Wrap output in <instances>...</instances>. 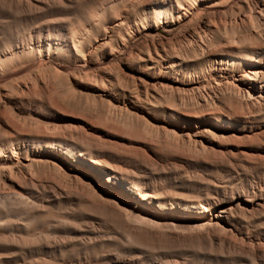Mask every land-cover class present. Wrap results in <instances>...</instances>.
<instances>
[{
    "label": "bare ground",
    "instance_id": "1",
    "mask_svg": "<svg viewBox=\"0 0 264 264\" xmlns=\"http://www.w3.org/2000/svg\"><path fill=\"white\" fill-rule=\"evenodd\" d=\"M68 1L51 0L50 9L51 13L54 12L55 17L54 23L47 24V26H51L53 32L50 31L44 35L41 32L36 33L34 45L22 35H7L8 37L0 38V86L1 83L9 79H18L32 70L40 71L44 66L43 61L48 60L53 63L55 56L67 58L72 62L70 63L72 68L85 71L90 65H93L89 60L93 56L95 46L99 45L101 48L111 50L113 41L118 39L123 42L125 35L130 36L133 30L136 32L137 24L140 25L141 22L153 21L154 25L151 27L155 29L160 27L171 34L179 27L188 30L186 23L195 20L199 21L198 26L188 31L185 39L189 42V46L201 51V55L206 58V64L200 72L199 79L183 80L184 82L181 83L184 87L176 88L180 89L182 93L184 91L185 94H188L186 92L195 94L205 88L208 90L209 87L211 92L215 93L219 90V93L224 94L221 93L222 97L213 102L217 106L216 108L203 107V112L193 111L192 113V111L175 106L173 108L161 106L158 110L155 104L147 110L146 114L154 117L155 112H161L162 116L158 120L161 122L160 127L164 129L166 135L174 140L176 148L183 147L184 150L186 146L187 150L193 151L194 149L197 153L202 152L201 154L212 152L210 153L212 155L214 151L221 152L222 158L219 156V159L216 154L219 160H211V163L219 167H228L235 155H246V151L242 149L241 151L238 147V149L234 148L233 144L235 142L237 144V138L247 134L243 127L259 124L247 132L254 135L263 132L264 135V0H219L224 3L221 12L225 13L219 19L216 16L221 12L218 14L210 4L218 0H101L90 5L84 0L74 3H68ZM131 11L139 12L132 15ZM228 11L232 12L234 17L226 16ZM74 22H77L80 28L74 26ZM43 29L45 30V28ZM92 29L100 31L102 34L97 37L93 45L86 44V38ZM192 50L194 52V49ZM183 63L182 58L173 62L171 66L179 68ZM36 72L37 74H32L28 78L30 80V82L27 81L28 84L23 81L26 77L24 76L23 80L21 79L23 82L19 81L20 79L16 83L12 81L14 83L10 85L9 89L15 91L13 92L15 94L28 93L31 91L29 88L32 87L39 90L38 86L40 85L38 84L42 79L41 73L39 72L38 75V71ZM47 86L45 88H48ZM166 86L174 87L168 83H165ZM45 88L43 87V89ZM43 89L40 93L37 92L39 94L29 95V98L23 97L27 93H22L21 97L15 94L11 97L9 92L0 89V109L5 106L6 101L13 100L17 107L27 112L29 109L27 105L33 104L34 106L43 103L41 102L42 98L48 94L45 92L47 90ZM177 89L174 91H178ZM189 95L191 96V94ZM100 96H104L103 93ZM123 107L127 108L126 104ZM56 109H58V105ZM3 115L2 110L0 127L5 132L0 130V237L3 238L5 249L10 255V262L15 260V264H73L74 262L81 264L85 261H75L71 256H65L63 250H70L69 253L78 252L80 247L85 248L86 246H91L93 249L106 247L110 253L114 254L147 249L150 251V256L166 258L162 254L163 251L177 252L190 247L198 249L203 245L220 242L227 235L237 234L233 224L237 216L232 207L225 206L224 200L214 199L204 202L176 200L170 195V191L155 184V176L164 170V160L155 153L153 146L146 145L144 148L138 146V149L132 150L128 148L129 150L125 152L127 146L124 153L120 152V149L110 148L113 147L111 145L108 147L109 144L104 145L102 141L108 142V139L98 137L103 143L99 144L93 137L86 138V135L77 134L70 128L67 130L61 125L62 128L59 125L60 128L54 126V129L58 128L59 131L55 129L53 132L48 131L50 127L47 129L49 126L47 125L45 130L50 133L39 129L27 130L25 128L26 130H21L19 126L18 129L14 127L15 125L7 123L9 121L6 122L7 118L5 119ZM111 116L113 115L111 114ZM10 120L13 121L12 118ZM110 120V123L113 124L112 117ZM129 120H132V117ZM66 126L68 125L66 124ZM155 126L158 131L157 125ZM104 129H106L105 126ZM106 130L108 132L110 129ZM237 130L241 133H235ZM118 133L120 132L118 131ZM206 134H210L216 137L215 140H218L213 143V140L206 138ZM132 139L133 137L129 140ZM241 139L244 140L242 137ZM246 142L244 141V143ZM230 144L232 146H227ZM117 145L121 147L120 144ZM189 147L193 149H189ZM181 150L174 152L181 153L183 151ZM195 153L191 154L194 157L189 154L187 159L192 162L201 161V156L197 155L196 157ZM249 156L251 155L249 154ZM250 159L252 160V158ZM179 165L181 164L179 163ZM170 174L172 176V173ZM237 205L242 209L241 212L244 216L248 213L253 214L255 210L252 212V209L257 206L254 202L244 205L242 202H237ZM262 209L263 207L259 210ZM16 212L31 214L33 218L36 216L45 218L55 233L60 214L71 220H76L77 217L84 218L87 223L100 221L104 225L105 231L95 230L88 232L87 234L90 235L86 237L79 236L72 241L70 249H67L66 237L55 238L54 236L52 239H47L42 237L40 231L22 232L12 220L14 219L12 217L16 216L14 214ZM3 218L5 222H2ZM2 227L5 229L4 233L1 232ZM248 240H250V244L259 243L264 246V241ZM227 245V252L232 255H241L245 252L239 245L229 243ZM250 249L249 254L254 256L255 247H250ZM111 259L113 263L119 262L115 256ZM168 262L171 263V261ZM174 263L178 264L179 262ZM89 264L101 263L94 258Z\"/></svg>",
    "mask_w": 264,
    "mask_h": 264
},
{
    "label": "rangeland",
    "instance_id": "2",
    "mask_svg": "<svg viewBox=\"0 0 264 264\" xmlns=\"http://www.w3.org/2000/svg\"><path fill=\"white\" fill-rule=\"evenodd\" d=\"M75 1H79V0H69L68 3H74ZM84 1L90 5L97 1L100 2L101 0H89V1L84 0ZM210 4H212L211 8L213 9L215 8L214 11H216L218 14L219 12L223 11L224 3H222L221 1L218 0ZM50 5H51V0H0V38H3L7 35L8 36L22 35L26 38L28 42L30 43L32 42V44L34 45L33 41L36 40L35 38L36 33L41 32L44 35L47 32L50 31L53 32L52 27L47 26V24L54 23L53 19L55 17L54 12L51 13ZM138 12L131 11V14L135 15ZM224 14H225L224 12H221L219 15L216 16L217 19L222 17ZM226 16L234 17V14L228 11ZM204 18H206L205 15ZM191 22L192 21L189 22L190 24L188 22L186 23L188 26L187 27L188 30H184L183 27H179L176 28L173 32H171V34L165 32L160 27L158 29L151 27L154 25L153 21H147L144 23L141 22L140 25L137 24V31H136L137 33L135 32V30H133L130 34L131 35L133 33L134 34L132 36L125 35V40H123V42L122 40L118 41V39H116L117 41L115 40L112 42V44L114 43L119 46L113 44L111 50L101 48L99 45L95 46V50L93 51V56L89 60L90 63L93 65H90L85 71L78 70L77 68H72L73 66L70 64L72 62L67 58L55 56L53 57V63L48 62V60H44L45 62L43 61L44 66H42L43 68L41 69L42 71L41 70L39 71L37 69L32 70L31 72L22 75L18 79H14V80L9 79L6 82H4L5 84L1 83L0 86L1 91L9 92V95L13 97L15 94L13 92L15 91H11L9 89L10 85L14 82L15 83L18 82L19 79H20L19 81L21 82L23 81L30 82V80L28 79L30 78V75L37 74L36 71H38V75L41 73L40 76L42 81L44 77H46L43 82L42 81L40 82L41 84L40 83L38 84L40 85L38 86L40 87L39 90L34 89L32 87L29 88L31 91H28V93L26 92L27 94L25 92H20V94L19 93L15 94L18 96L20 95L21 97L23 95L22 93H24L26 95H23V97L27 96L28 98L29 95L39 94L43 89V87L45 88L47 85H49L47 86L49 89L48 88L43 89L44 91L47 90L45 92L49 94L48 95L45 93L46 95L42 98L41 101L43 103L34 105L35 107L33 106V104L31 105L29 104L30 106L27 105V108H29L27 109V112L26 110H22L19 107H17L13 100L6 101V104H4L5 106H3L4 108L2 107L3 109L2 108L1 109L3 110L4 118L5 119L7 118L6 122L9 121L7 123H9L10 125L13 126L15 125L14 127L18 129L20 127L21 130L39 129L40 131L43 132L47 131L45 130L47 125H49L47 129L49 127L51 128V129L49 128L48 131L51 130V132H53V130L55 131V129L56 131H59L58 128L54 129V126L59 127L61 125L62 127H65L67 130L71 129L77 134H82L84 136L86 135L85 136L86 138L93 137V139H95L96 142L99 144H103V143L104 145L109 144L107 146L108 147H110V145L113 146L114 148L110 147L112 149L115 148L116 150L120 149L119 150L120 152H124L127 146L128 147L125 150V152L129 150L128 148L132 150V149H138V146H140L139 148L142 147L144 148L146 147V145H151L154 147L155 153L164 160L163 172H160V174L156 175L154 179L156 181L155 184L157 186H160L161 188L170 191V195L176 200L179 199L194 200L201 202H204L206 200H214V199L224 200L225 206L232 207L234 209L233 211L237 216L233 224L234 227L236 228L235 231L238 235L237 234L233 236L227 235V237L225 236L224 238H222L220 242L217 241L212 245L209 244L203 245L198 249L194 247L192 248L190 247L185 250L177 251V252L163 251L162 254L166 256V258L150 256L149 255L150 251H147V249L146 250L136 249L128 252H118L116 254L110 253V251H108L106 247H98V248L96 247L95 249H93V247L91 246H86L85 248L80 247V250H77L78 252L72 251L70 253H69L70 250H63V254L65 256H71V258L74 259L75 261L77 260H80V262L85 261L81 264H89V262L91 263V261L94 258L99 260L101 264H109L112 260L111 258L114 256L119 259V262L117 263L111 262L110 264H175L174 262L176 261L179 262L178 264L181 263L182 264H258V263L264 264V246L256 242H255L256 244H250V240H248V239H253L256 241L257 240L264 241V202H263L264 201V188H263L264 187V169H263L264 168V164H263L264 135L263 132L255 134L256 136L252 133L247 132V130L251 128L254 129L259 124L258 125L251 124L252 126L247 125L243 127V129H245L246 130L245 132L247 133L246 135L241 134L242 135L241 137L244 138V140H242L241 137H239L236 139L237 144L239 146L236 144V142L233 144H234V148L238 147L239 150L242 149L243 151H246V155L244 154L243 156H240L238 154L237 155L238 157L235 155L236 158L234 157L230 162V164L228 165V167L225 168V167L216 166L215 164L211 163V160H219L220 158H222L221 156L222 153L219 151L217 152L214 151L212 155L210 154L212 152L203 153V154H201L202 152L201 153L198 152L199 153L198 154L196 151H194L192 147H189V149L192 148L193 151L187 150L188 147L186 146L184 150L182 149L183 147H177L178 148L177 149L176 146L174 145L175 143L174 140H172L171 137L166 135L164 133L165 132L164 129L160 127L161 122L160 121L158 122V120L162 116L161 112L158 111L155 112L154 117H150L148 114H146L147 110L150 109L152 105L155 106V104L157 105L156 107L158 108V110L160 109L161 106L162 107L167 106L170 108H173V106H175L178 108L181 107L180 109H186L192 111V113L193 111H196V113L203 112L204 109L203 107L216 108L217 106H215L213 102H216V100H218V98L222 97V94H224L222 92H221L222 94L219 93L220 92L219 90L216 91L217 93L215 92L216 93L215 94L214 92H211L209 87L208 90L210 92L207 90V88H205V90L199 91V93L196 92L195 94H192L190 92H186L188 94H185L184 91L183 94L182 91H180V89L176 88L178 86L179 88L184 87V85L181 82L199 79L200 72L203 70L206 64V58L201 55V51L198 50L197 48H194L193 46H189V42H187V40L185 39L186 35L188 34V31L193 30L199 24V21L193 20V22L192 23ZM74 26L80 28L77 22H74ZM43 28H45V30ZM101 34L102 32L92 29V31H90L89 33V36L86 38V44L90 43L91 45H93L94 41ZM192 49H194V52ZM33 56L35 57L36 54L34 53ZM171 57H173L174 59ZM182 58L185 64L183 63V65H181L179 68L176 66H171L173 62L177 60H181ZM65 64L69 65L70 68L66 67ZM57 66L60 67L58 68ZM24 76L26 77L24 78ZM45 81H47L48 83L47 82L45 83ZM43 83L45 84V86H43L44 85ZM165 83H168L169 85H173L174 87L171 86L165 87ZM41 86L43 87L41 88ZM176 89L178 91H174ZM101 93H103L104 96H100ZM189 94H191V96ZM204 103L205 105H203ZM125 104L127 108L123 107ZM57 105H58V109H56ZM116 105H120V106H116ZM1 109H0V113L2 111ZM34 112L37 113L35 114ZM106 112H109L110 114L107 115L108 113ZM8 114L11 115L9 116ZM71 114H75V115L73 116ZM111 114L113 116H111ZM107 116L110 119L112 117L113 124L110 123L111 120L108 119ZM80 117L83 119H81ZM131 117L132 120H129V118L131 119ZM11 118L13 121L10 120ZM33 119H35L36 121ZM105 119H107L106 120L107 122L105 121ZM17 120H19L18 122H20L21 124L18 123ZM87 120H89L90 122L88 121L87 123ZM114 123L117 125H115ZM39 124L41 125L39 126ZM43 124L46 126H44ZM66 124L68 126L72 124L74 127L72 125H71L72 127L71 126L68 127L66 126ZM125 124H127L128 126H126ZM155 125H157L158 131ZM104 126L106 129H110V130H108L107 132V130L104 129ZM143 126L148 130L150 129L151 131H148ZM115 129L117 130V132ZM0 130L1 132H5L2 130L1 127ZM126 130L128 131L127 133ZM118 131L120 133H118ZM46 133H50V132H46ZM235 133H241V131L239 132V130H237L235 131ZM98 137L101 139L104 138L108 139L107 141L110 142L109 143L104 142V140L102 141ZM132 137L133 139L130 141L129 139ZM206 138L209 140H213V143L214 141L218 140V139L215 140L214 138L216 137H213L210 134H206ZM136 139H138L139 141H137ZM113 141L115 142L113 143ZM244 141L245 142L248 141V142L244 143ZM115 143L120 144L121 147ZM153 144H156L159 147ZM122 146L125 148H123ZM227 146H232V144ZM178 150L182 151L181 152L182 155L180 152L179 153L174 152ZM172 152L174 153L172 154ZM194 153L196 157L197 155L201 156V158L199 157L201 161L192 162L187 159V157L189 156L194 157V155H191ZM247 153H249L251 156H249V154L247 155ZM216 154L218 155V158L219 156L221 157L218 159ZM207 155L209 156L211 155L210 157L211 159ZM214 155L215 158H213ZM256 156L258 157V159ZM259 156L262 157L260 158ZM184 157L186 158L184 159ZM250 158H252V160ZM245 159L247 162L245 161ZM166 162L168 163L166 164ZM179 163L181 165H179ZM170 173H172V176ZM33 195L35 196L37 194H33ZM237 202H242L243 205L251 202L256 203L257 206L252 209V212L255 210L253 213L254 215L249 213L246 214L245 216L242 215L241 212L242 209L238 207ZM261 207H263V209L259 210ZM14 214L16 216L12 217L14 218L12 219L13 223L17 227H19V229H21L22 232L30 233V232L40 231L42 237H46L47 239H52L54 236L55 238H59L61 236L66 237L67 249H70L69 247L72 246L73 244L72 241L76 240V238L79 236L86 237L90 235L87 234L88 232L95 230H97L98 232L105 231V228H103L104 225L100 221L87 223L84 218L77 217L76 220L73 219L71 220L68 218L66 219L65 218L66 216L63 215L64 216L63 217L62 214H60L59 219H57L58 220V225L56 227L57 232L55 233L53 231L54 230L53 227L47 223V220L45 218H41L38 216L33 218L31 214H25L20 212H16ZM247 217H249L250 219ZM2 222H5L4 218ZM1 230H2L1 232L4 233L5 231L4 227H2ZM235 239L237 241H234ZM228 243L232 245L235 244L237 246L239 245V247L241 246L245 252L241 255H234V254L232 255L228 253L227 252ZM250 247H255L254 250L255 257L249 254L251 251ZM257 247L258 249H256ZM9 258L10 255H8L5 249V246L3 244V238L0 237V264L16 263L15 260H11L10 262ZM168 261H171V263H169ZM73 264H78V263L74 262Z\"/></svg>",
    "mask_w": 264,
    "mask_h": 264
}]
</instances>
